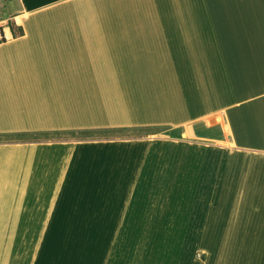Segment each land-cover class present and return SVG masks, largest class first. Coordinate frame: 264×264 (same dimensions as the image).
<instances>
[{
	"label": "crops",
	"instance_id": "1",
	"mask_svg": "<svg viewBox=\"0 0 264 264\" xmlns=\"http://www.w3.org/2000/svg\"><path fill=\"white\" fill-rule=\"evenodd\" d=\"M0 26V134L126 130L0 143V187L62 159L109 197L0 219V264H264V0H0Z\"/></svg>",
	"mask_w": 264,
	"mask_h": 264
},
{
	"label": "rangeland",
	"instance_id": "2",
	"mask_svg": "<svg viewBox=\"0 0 264 264\" xmlns=\"http://www.w3.org/2000/svg\"><path fill=\"white\" fill-rule=\"evenodd\" d=\"M89 131L92 132L73 131L76 133L75 137L62 136L58 138H52L50 137L51 135H45V133L52 132L1 133L10 135V139L5 141L0 140V143L7 144L20 142L24 144L29 142H72L79 140V137L82 136L83 138L91 139L101 137L103 134H126L125 129H99ZM87 135H90L91 137L89 136L90 138H87ZM24 153L28 156L27 152ZM1 155L4 156L3 153ZM54 155L59 157V153H55ZM54 155L52 157H54ZM52 157L49 158L47 162H51ZM62 162L63 160L61 159V164H59L61 166V172L57 173L50 170L47 174L48 176H42V178H38L37 180L34 179L33 181L25 182L22 180L17 183L11 181V184H8L9 182L5 180L7 185L5 187H0V192L21 191L24 192V194H0V219H93L95 208H100L101 204L105 202V199H108L109 197L94 195L93 180L76 178V175L71 174L69 171V166H63ZM63 167H65V169H63ZM64 171H66V173H64ZM69 230L76 231L77 229ZM58 242H60V240H56L55 243ZM72 242H76V239L71 240V243Z\"/></svg>",
	"mask_w": 264,
	"mask_h": 264
},
{
	"label": "trees",
	"instance_id": "3",
	"mask_svg": "<svg viewBox=\"0 0 264 264\" xmlns=\"http://www.w3.org/2000/svg\"><path fill=\"white\" fill-rule=\"evenodd\" d=\"M12 28L14 29V25L12 24ZM20 34H23V30H21L19 32ZM85 132H92V131H85ZM42 135V134H41ZM45 135H51L50 137L52 138H58V137H62V136H73L75 137L76 133L75 132H52V133H45ZM10 135H5V134H0V140H9Z\"/></svg>",
	"mask_w": 264,
	"mask_h": 264
},
{
	"label": "built area",
	"instance_id": "4",
	"mask_svg": "<svg viewBox=\"0 0 264 264\" xmlns=\"http://www.w3.org/2000/svg\"><path fill=\"white\" fill-rule=\"evenodd\" d=\"M7 39L5 27L0 26V43L4 42Z\"/></svg>",
	"mask_w": 264,
	"mask_h": 264
},
{
	"label": "bare ground",
	"instance_id": "5",
	"mask_svg": "<svg viewBox=\"0 0 264 264\" xmlns=\"http://www.w3.org/2000/svg\"><path fill=\"white\" fill-rule=\"evenodd\" d=\"M8 29V28H7ZM9 32V30H7Z\"/></svg>",
	"mask_w": 264,
	"mask_h": 264
}]
</instances>
